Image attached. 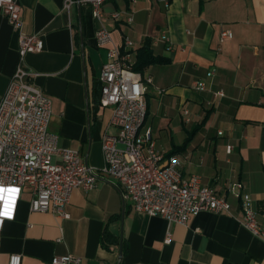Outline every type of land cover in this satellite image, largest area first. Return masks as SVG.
Listing matches in <instances>:
<instances>
[{"label":"crops","instance_id":"1","mask_svg":"<svg viewBox=\"0 0 264 264\" xmlns=\"http://www.w3.org/2000/svg\"><path fill=\"white\" fill-rule=\"evenodd\" d=\"M19 1L23 31L44 41L25 65L52 100L49 131L59 148L103 167V136L117 128L113 109L100 104L101 72L108 48L129 39L133 66L141 48L157 58L138 71L153 80L146 127L157 150L177 155L184 175H200L227 198L231 212L170 223L137 211L119 184L103 177L91 190L72 192L64 218L31 211L33 194L25 186L17 200L4 193V212L13 217L0 220V264H10L15 253L22 264H52L68 254L81 264H264V235L244 226L242 201L230 190L243 185L264 230V0H108L101 18L91 4L67 10L66 0ZM102 28L113 38L106 48L96 40ZM224 29L234 35L222 41ZM19 62V33L0 9V100ZM198 80L206 90L194 87Z\"/></svg>","mask_w":264,"mask_h":264},{"label":"built area","instance_id":"2","mask_svg":"<svg viewBox=\"0 0 264 264\" xmlns=\"http://www.w3.org/2000/svg\"><path fill=\"white\" fill-rule=\"evenodd\" d=\"M106 1L66 0L65 8L70 10L74 4H91L94 16L101 18ZM159 1L166 5L171 2ZM0 9L19 33L20 54V62L0 100V220L5 216L13 217V212H4V193L12 192L17 200L25 186H29L33 194L31 211H51L68 218L66 207L72 192L77 188L91 190L103 177L114 179L124 198L129 199L137 211L164 217L170 223L185 224L204 211L231 212L227 198L203 184L200 175H184L177 155L157 150L152 129L146 127V95L153 80L133 70L131 55L126 49L132 45L129 39L125 40V47L108 48V60L101 72L100 104L113 109L112 124L117 128L116 133L103 136V167L90 166L78 150L59 148L58 136L49 131L52 100L31 82L37 74L25 65L27 54L43 50V38L38 33L23 31L19 0H0ZM233 35L231 29H224L221 40ZM162 39L172 50L165 34ZM96 40L101 48L113 43L112 34L106 28L97 31ZM213 74L211 71L208 76ZM194 87L203 91L207 85L198 80ZM217 95L224 93L219 91ZM242 188L239 182L230 186L231 192L242 201L243 224L253 234L264 235L251 197L243 195ZM81 263L82 258L73 254L56 256L52 260V264ZM10 264H22V255L12 254Z\"/></svg>","mask_w":264,"mask_h":264},{"label":"trees","instance_id":"3","mask_svg":"<svg viewBox=\"0 0 264 264\" xmlns=\"http://www.w3.org/2000/svg\"><path fill=\"white\" fill-rule=\"evenodd\" d=\"M138 62L134 64L133 70L140 71L142 66L147 63L155 62L157 58L153 55V53L147 48H141L139 53ZM172 155V154H169Z\"/></svg>","mask_w":264,"mask_h":264},{"label":"snow or ice","instance_id":"4","mask_svg":"<svg viewBox=\"0 0 264 264\" xmlns=\"http://www.w3.org/2000/svg\"><path fill=\"white\" fill-rule=\"evenodd\" d=\"M4 191H9V190H4Z\"/></svg>","mask_w":264,"mask_h":264}]
</instances>
